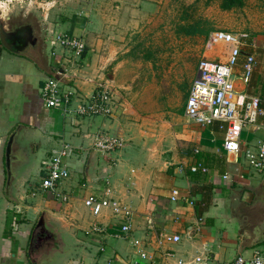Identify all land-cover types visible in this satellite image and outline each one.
Here are the masks:
<instances>
[{"label": "crops", "instance_id": "crops-1", "mask_svg": "<svg viewBox=\"0 0 264 264\" xmlns=\"http://www.w3.org/2000/svg\"><path fill=\"white\" fill-rule=\"evenodd\" d=\"M58 29L68 30L55 23L53 31ZM218 30L237 33L228 27ZM216 31L210 33V51L203 57L224 61L228 46L210 41ZM261 35L256 41L244 39L246 45L234 79L240 92L259 96L264 107ZM50 41L48 44L42 32L33 31L21 38L0 33V117L14 126L12 143L21 127H26L23 139L34 141L39 132L43 140L40 145L33 142V150H42L41 162L62 142L73 146L64 160L70 177L58 184L56 193L46 191L53 194L52 198H36V192L30 189L26 195L29 203L22 205L18 203L19 189L14 188L13 208L11 197H7L5 212L16 211L12 237L6 234L5 215L0 216V264H179L201 253L209 254L211 263H223L237 255L250 256L255 248L262 249L260 243H251L255 230L264 227V176L254 172L242 156L227 154L224 131L218 122L203 125L188 118L186 100L182 111L158 108L145 112L128 91L130 83L119 80L124 62L116 61L114 47L106 56L100 45L93 48L87 43L83 55L74 57L70 50ZM243 52L256 58L248 84L241 79L247 56ZM111 65L113 75L108 73ZM58 70L62 71L63 87L78 92L74 104L93 96L99 86L109 85L115 96L113 114L69 116L47 107L41 89ZM97 132L119 135L125 145L102 152L94 146ZM262 139V123L247 126L242 133L243 146ZM3 150L1 168L5 174ZM199 163L207 171H192L191 167ZM106 187L133 211L129 235H118L119 218L111 210L105 209L95 217L85 204L89 195L101 193ZM174 189L180 191L176 201L171 199ZM29 212L42 216L43 223L38 225L40 218L34 222V218L26 217ZM95 223L103 227L102 233L91 231ZM162 234H178L181 240L160 245ZM136 239L141 242L138 246L134 244ZM139 250L146 253V258Z\"/></svg>", "mask_w": 264, "mask_h": 264}, {"label": "rangeland", "instance_id": "rangeland-1", "mask_svg": "<svg viewBox=\"0 0 264 264\" xmlns=\"http://www.w3.org/2000/svg\"><path fill=\"white\" fill-rule=\"evenodd\" d=\"M193 18L205 21L192 28ZM55 23L68 28L70 35L83 33L80 37L86 44L93 48L100 45L106 56L114 47L116 61L124 62L119 80L130 83L128 91L145 112L158 108L182 111L198 63L204 52L210 51L207 48L210 33L228 27L249 42L260 39L264 34V0H247L244 7L233 10H223L220 0L209 5L204 0H0V33L4 31L7 36L21 38L33 31L42 32L48 44L49 39L53 43ZM112 66L108 70L110 75ZM4 120L0 117V192L5 196L0 193V216L5 215L6 234L12 237L16 210L5 212V209L7 197H11L9 202L15 208L14 188L19 189L18 203L22 205L29 203L26 195L30 189L36 192V198L42 195L50 199L53 194L39 187L42 150L33 147L41 144L42 135L38 132L34 141L23 139L26 127H21L13 143L12 139L7 143L14 126ZM9 147L16 157L10 163ZM3 148L5 174L1 168ZM26 217L34 218V222L42 218L30 212ZM259 247L264 254V242Z\"/></svg>", "mask_w": 264, "mask_h": 264}, {"label": "built area", "instance_id": "built-area-1", "mask_svg": "<svg viewBox=\"0 0 264 264\" xmlns=\"http://www.w3.org/2000/svg\"><path fill=\"white\" fill-rule=\"evenodd\" d=\"M53 45L72 52L74 57H81L86 48L83 37L73 36L63 30H55L52 33ZM211 42L221 43L228 46L227 57L224 61L202 57L198 63L197 75L193 79L189 95L185 103V114L191 120L209 125L219 123L220 129L224 131L223 148L227 154L242 156L247 165L255 172L264 174V139L253 145L242 143V133L245 127L262 123L264 126V107L261 99L256 95L240 92L235 85V68L239 64L243 47L246 45L242 35L227 31L217 30L210 38ZM256 58L253 54L246 56L243 63V74L241 79L248 84L252 78ZM78 92L73 88L63 87L62 71H57V76L47 78L42 89L41 97L44 104L49 108H56L65 115H78L81 117H93L98 115L109 116L114 112V90L109 86H99L90 98H78ZM94 146L102 152H111L121 149L125 140L115 134L97 132L94 136ZM73 146L62 142L53 148L49 157L41 162L40 171L44 173L41 187L45 191L56 193L58 184L70 177V170L65 165V158L70 155ZM192 171H207V168L199 163L191 167ZM224 177H228L224 175ZM180 191L172 190L171 199L176 201ZM66 200V197H62ZM194 203L193 201H191ZM93 216H100L105 209H109L119 218V234L129 235L132 231L133 211L127 205H123L112 196V189L106 187L101 193L89 195L85 199ZM93 233H102L103 227L98 223L91 227ZM181 236L178 234H162L159 243L179 242ZM135 245H140V240H134ZM140 251L142 258L146 253ZM179 264H264V254L255 248L250 256L237 255L234 259L226 262L211 263L209 254L201 253L188 262L183 260Z\"/></svg>", "mask_w": 264, "mask_h": 264}, {"label": "trees", "instance_id": "trees-1", "mask_svg": "<svg viewBox=\"0 0 264 264\" xmlns=\"http://www.w3.org/2000/svg\"><path fill=\"white\" fill-rule=\"evenodd\" d=\"M206 5H209L211 2H213L214 0H204ZM247 0H220V7L223 10H233V9H237V8H242L246 5ZM191 7V6H189ZM194 7V5L192 6V8ZM205 21L203 18H193L192 22H191V27L193 28L194 26L192 25H198L199 23H201V21ZM1 44V43H0Z\"/></svg>", "mask_w": 264, "mask_h": 264}, {"label": "water", "instance_id": "water-1", "mask_svg": "<svg viewBox=\"0 0 264 264\" xmlns=\"http://www.w3.org/2000/svg\"><path fill=\"white\" fill-rule=\"evenodd\" d=\"M1 33L4 35V36H7V34L3 31H1ZM244 54L246 55H249L250 53H247V52H243ZM9 150H10V147H9ZM9 150H8V154H9ZM9 160V159H8ZM41 223H43V218H40L39 222H38V225H40ZM255 237L253 238V242L251 243L252 246L254 245H258L259 243H262L264 241V227L263 228H258L255 230Z\"/></svg>", "mask_w": 264, "mask_h": 264}, {"label": "flooded vegetation", "instance_id": "flooded-vegetation-1", "mask_svg": "<svg viewBox=\"0 0 264 264\" xmlns=\"http://www.w3.org/2000/svg\"><path fill=\"white\" fill-rule=\"evenodd\" d=\"M3 36H4V35H3ZM4 37H5V36H4ZM16 40H17V39H16ZM16 40H15L14 42H16ZM7 41H8V44L10 45L9 40H7ZM14 45H15V44H14ZM9 139H10V138H8L7 143H8V141H9ZM7 143H6V144H7ZM11 153H12V152H11ZM11 153H10V150H9V155H8V156H10ZM12 159H13V158H12V155H11V157H10L9 160H8V162H9V161L11 162ZM10 162H9V163H10Z\"/></svg>", "mask_w": 264, "mask_h": 264}]
</instances>
